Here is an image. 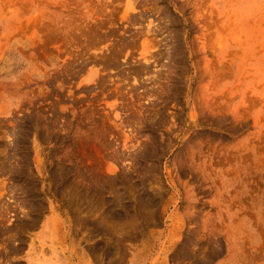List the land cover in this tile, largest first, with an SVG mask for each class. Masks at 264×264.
I'll return each instance as SVG.
<instances>
[{"label": "rangeland", "instance_id": "374dc122", "mask_svg": "<svg viewBox=\"0 0 264 264\" xmlns=\"http://www.w3.org/2000/svg\"><path fill=\"white\" fill-rule=\"evenodd\" d=\"M0 230V264H264V0H0Z\"/></svg>", "mask_w": 264, "mask_h": 264}, {"label": "bare ground", "instance_id": "6f19581e", "mask_svg": "<svg viewBox=\"0 0 264 264\" xmlns=\"http://www.w3.org/2000/svg\"><path fill=\"white\" fill-rule=\"evenodd\" d=\"M2 170V169H1ZM104 201V200H103ZM95 202V201H94ZM99 202V201H98ZM145 203V202H144ZM90 204V203H89ZM88 204V205H89ZM94 204V203H93ZM96 205H97V203H96ZM105 205V204H104ZM91 205H89V207H90ZM92 207V206H91ZM93 207L94 208H96V207H98V206H94L93 205ZM93 207L91 208V209H93ZM95 210V209H94ZM108 211V210H107ZM89 212H90V210H89ZM93 212V211H92ZM106 212V211H105ZM91 214V213H90ZM108 216H110L111 218H112V220H113V218H116V219H120L121 218V216L120 215H118V214H116V212L114 211V210H112L111 212H109L108 211ZM102 218V217H101ZM107 218H109V217H107ZM110 221V220H109ZM115 221V220H114ZM103 223V222H102ZM111 223H114L113 221L111 222ZM107 227V226H106ZM1 231V230H0ZM17 231V230H16ZM96 231V230H95ZM2 232V231H1ZM96 232H98V231H96ZM100 232V231H99ZM100 233H102V232H100ZM103 233H111V232H109V230H106V229H103ZM114 233H112V235H113ZM15 235V234H14ZM3 236V235H2ZM110 236V235H109ZM1 237V236H0ZM1 240V239H0ZM2 241V240H1ZM3 249V248H2ZM17 249V248H16ZM2 252H4V251H2ZM7 253V252H6ZM13 254V253H12ZM6 256H7V254H6Z\"/></svg>", "mask_w": 264, "mask_h": 264}]
</instances>
